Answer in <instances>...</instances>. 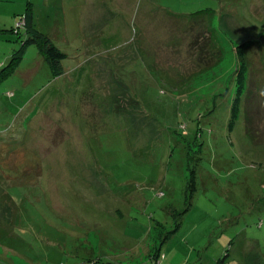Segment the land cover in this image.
<instances>
[{
	"label": "rangeland",
	"instance_id": "obj_1",
	"mask_svg": "<svg viewBox=\"0 0 264 264\" xmlns=\"http://www.w3.org/2000/svg\"><path fill=\"white\" fill-rule=\"evenodd\" d=\"M263 112L264 0H0V264H264Z\"/></svg>",
	"mask_w": 264,
	"mask_h": 264
},
{
	"label": "trees",
	"instance_id": "obj_2",
	"mask_svg": "<svg viewBox=\"0 0 264 264\" xmlns=\"http://www.w3.org/2000/svg\"><path fill=\"white\" fill-rule=\"evenodd\" d=\"M28 26H29V24H28ZM25 31L27 32V35H26L27 37L24 40V42L21 43L22 44V48L20 49L21 56L23 54V51H24V48L26 45H28L30 43H35L39 53L42 55V57L44 58V61L49 66V69H50L52 75L54 77L61 75L63 73V68H64L62 65V62H63L62 60L65 58V54L63 52H61L51 42V39H49V37L46 36L45 34L40 33L35 29H32L30 26ZM23 33H24V31H23ZM243 45H245V42L240 43L237 48L239 51L242 50L243 56L245 58V54L243 52V50H244ZM19 57H20V55L18 56V58ZM240 62H243V64H242L243 68L239 72L240 73L239 80L241 79V77H243L244 75H246L248 73L247 63H244L245 61H243V60H241ZM240 65H241V63H240ZM243 81H245V79L242 80L241 83H243ZM236 85L235 86L238 87V84H236ZM243 90H245V87ZM237 91H236V93H237ZM248 92H249V90H247L246 98H247V101L249 104L250 99H249V93ZM246 98H245V100H246ZM238 99L239 98H236V101ZM247 101L245 102V104L247 103ZM246 113L247 112H246V108H245V123H244L245 134L253 143H258L259 139L262 137V136L258 137V134H257V130H258L257 127H260V126H259V124H253L252 119H255V118L251 119L249 116L247 117ZM256 121H258L257 123H259V122L262 123V121H264V116L262 118H258ZM226 252H225L226 255H224L222 258H220L217 264H229V262L226 258L227 257ZM158 256H159V254H152L151 256H149L150 257V263L148 262V264H161L160 262H158Z\"/></svg>",
	"mask_w": 264,
	"mask_h": 264
},
{
	"label": "crops",
	"instance_id": "obj_3",
	"mask_svg": "<svg viewBox=\"0 0 264 264\" xmlns=\"http://www.w3.org/2000/svg\"><path fill=\"white\" fill-rule=\"evenodd\" d=\"M139 34L142 35V32H140ZM138 44H139V43H138ZM140 48H141V49H144V47H143L142 45H141V46H140V45H139V46L136 45V47H135V51L138 52V50H139ZM142 51H143V50H142ZM142 51L139 50V52H142ZM152 51H153V48H152L151 50H148V49H147L146 53H147V54H150V55L152 56V53H153ZM122 58H123V57H122ZM122 58H120V59H122ZM139 58H142V57H139ZM137 59H138V58H137ZM138 60H139V59H138ZM152 60H153V59H151L150 61H152ZM147 63H148V62H147ZM145 67H146V64H145ZM147 68H148V67H146V70H148L147 74H148L150 77H152V73H158V72H153V71H152L153 69H150V70H149V69H147Z\"/></svg>",
	"mask_w": 264,
	"mask_h": 264
}]
</instances>
